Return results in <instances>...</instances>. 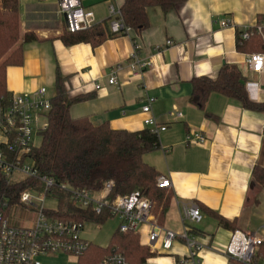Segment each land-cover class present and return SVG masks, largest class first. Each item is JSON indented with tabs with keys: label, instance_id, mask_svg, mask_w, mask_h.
<instances>
[{
	"label": "crops",
	"instance_id": "crops-1",
	"mask_svg": "<svg viewBox=\"0 0 264 264\" xmlns=\"http://www.w3.org/2000/svg\"><path fill=\"white\" fill-rule=\"evenodd\" d=\"M80 1L93 13L96 24L109 23V6L121 8L124 2ZM58 2L20 0V33L33 32L39 41L24 45L22 66L8 68V91L14 96L44 87L53 99L59 71L68 77L70 97L89 96L71 107L73 119L86 117L94 126L107 123L113 130L130 132L148 129L143 107L150 101L152 116L167 125L159 135L158 149L165 164L144 156L172 183L170 206L161 225L182 233L183 206L197 205L203 218L192 226L198 232L190 235L203 250L192 259L182 240L168 251L158 242L152 249L156 256L145 264H238L225 257L232 235L257 232L264 225V189L252 178L254 168L264 169V114L219 94H213L204 109L190 104L189 97L193 79H215L227 64L237 66L247 79L250 100L264 103V74L252 73L247 65L249 54L237 49V32L258 26L264 0H187L167 13L150 8V26L142 34L131 30L96 48L63 44L59 37L66 23ZM222 21L231 26L223 27ZM167 41L173 46H167ZM137 62L148 64L141 75L130 71V65ZM118 65L122 67L118 85L111 86L108 79ZM173 111L182 118H170ZM193 133L202 135L206 143L188 144L186 138ZM0 134L1 145L5 137ZM209 211L235 222V229L219 227ZM140 242L147 245L146 236Z\"/></svg>",
	"mask_w": 264,
	"mask_h": 264
},
{
	"label": "trees",
	"instance_id": "trees-1",
	"mask_svg": "<svg viewBox=\"0 0 264 264\" xmlns=\"http://www.w3.org/2000/svg\"><path fill=\"white\" fill-rule=\"evenodd\" d=\"M187 0H124L120 9L126 28L142 34L149 26L148 10L160 8L164 13L175 9ZM110 23V21H109ZM108 22L71 33L63 29L60 40L65 46L90 44L93 48L110 39L126 35L111 32ZM258 25L264 34V16L258 17ZM249 39L241 38L237 32V49L245 54L263 53L264 40L256 28ZM39 41L33 32L24 36L20 33V0H2L0 4V113L4 114L12 107L13 95L7 88V70L9 67L22 66L24 63V45ZM68 77L57 71L55 79V97L51 100L52 109L46 115V128L39 132L41 143L32 152L39 172L53 177L60 183H67L74 188L99 191L108 183H113V198L139 193L152 203L151 213L161 225L169 209L172 194L169 189L157 185L162 175L152 165L144 161V156L160 148L159 136L150 129L138 132L113 130L109 124L94 126L88 118L73 119L70 109L73 105L84 102L89 96L70 97L66 87ZM213 94L225 96L238 102L243 108L264 114V103L252 102L248 96L247 79L237 66L224 65L217 78L201 77L193 79L189 103L204 109ZM4 144L0 151H5ZM252 178L264 189V169L256 167ZM32 187L43 189L41 183L26 179L17 183H8L0 171V211L6 217L19 206L22 193ZM59 197L56 212L50 214L54 219L103 224L111 219L107 213L97 214L94 210H82L71 203L67 193L55 190ZM224 229H235V222L226 220L209 211ZM162 226V225H161ZM194 228L190 233H197ZM118 253L129 264H145L156 256L151 247L140 242V236L134 232L122 233L119 228L112 236L108 247L90 243L77 264H100L107 256ZM264 263V244L259 246L253 264Z\"/></svg>",
	"mask_w": 264,
	"mask_h": 264
},
{
	"label": "built area",
	"instance_id": "built-area-1",
	"mask_svg": "<svg viewBox=\"0 0 264 264\" xmlns=\"http://www.w3.org/2000/svg\"><path fill=\"white\" fill-rule=\"evenodd\" d=\"M111 1V0H109ZM59 12L64 17L66 29L71 32L84 31L96 24L94 15L82 7L80 0H59ZM121 8L115 4L109 6L110 29L114 34L126 30L121 16ZM223 27L231 26L229 21H222ZM264 40L262 26H256ZM252 28H245L241 38L246 40L252 36ZM135 50L139 46L134 42ZM167 46H173L167 41ZM247 65L254 74H264V52L253 53L247 56ZM148 67L145 63L130 65L133 75H141ZM122 71L121 65L116 66L108 79L111 86L118 85V75ZM101 87L96 86L99 90ZM52 99L47 96L46 88L42 87L34 92L14 95L12 107L4 114L0 113V132L5 137L3 143L5 151H0V171L8 183L13 182L15 175L21 176L18 181L32 179L39 181L43 189L32 187L20 195L19 205L25 208H37V219L31 227L18 228L10 225L9 217L0 211V264H38V259L65 255L79 259L85 254L90 242L83 238L86 222L63 221L50 216L56 212L59 197L55 190L67 193L70 201L82 210H94L97 214L107 213L111 218L119 219V230L122 233L134 232L141 237L146 236L147 246L155 249L161 242L162 249L171 250L175 241L182 240L194 259L203 246L190 235L193 225L202 221V213L195 204L184 205L182 219L184 231L176 233L161 226L151 213L152 203L139 193L113 198V183H106L99 191L91 189L74 188L67 183H60L53 177L42 175L36 167L32 156L34 132L39 130L41 118L52 109ZM146 115L144 125L152 133L160 135L167 130V125L158 122L152 116L150 101L143 107ZM173 119H181L182 114L176 111L169 113ZM46 126L42 129L44 130ZM41 131V130H40ZM39 131V132H40ZM188 144L203 145L206 139L199 133L189 134L186 138ZM17 183V182H16ZM157 185L161 189L172 188L171 180L167 177L158 178ZM50 204L48 206L47 204ZM264 225L257 232L236 231L226 248L225 257L238 264H253V259L259 246L264 244L262 237ZM100 264H129L120 254L113 253L107 256Z\"/></svg>",
	"mask_w": 264,
	"mask_h": 264
},
{
	"label": "rangeland",
	"instance_id": "rangeland-1",
	"mask_svg": "<svg viewBox=\"0 0 264 264\" xmlns=\"http://www.w3.org/2000/svg\"><path fill=\"white\" fill-rule=\"evenodd\" d=\"M46 117L41 118V125L33 135V144L35 147H38L41 143V136L39 131L46 126ZM2 135L0 134V143L2 142ZM148 160L152 158L154 163L159 165H164V159L161 154L157 151L146 154ZM21 179V176L15 175L13 177V182H18ZM50 206V204H47ZM37 219V208H25L19 205L15 208L9 215V222L11 226L18 228H27L31 227L32 224ZM119 228V219L111 218L105 223L97 225L93 223H87L82 234L83 238L88 240L90 243L100 246L108 247L112 236L118 231ZM145 241V238H143ZM38 264H77V260L74 257L63 256V255H52L38 259Z\"/></svg>",
	"mask_w": 264,
	"mask_h": 264
}]
</instances>
